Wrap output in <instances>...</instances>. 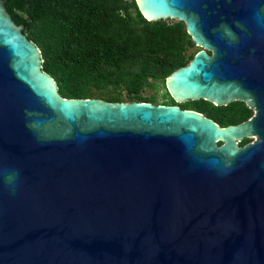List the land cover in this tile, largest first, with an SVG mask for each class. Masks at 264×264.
Instances as JSON below:
<instances>
[{
    "label": "water",
    "instance_id": "1",
    "mask_svg": "<svg viewBox=\"0 0 264 264\" xmlns=\"http://www.w3.org/2000/svg\"><path fill=\"white\" fill-rule=\"evenodd\" d=\"M6 1L0 264H264V0H134L200 48L165 79L175 103L252 110L225 127L177 106L62 97Z\"/></svg>",
    "mask_w": 264,
    "mask_h": 264
},
{
    "label": "trees",
    "instance_id": "2",
    "mask_svg": "<svg viewBox=\"0 0 264 264\" xmlns=\"http://www.w3.org/2000/svg\"><path fill=\"white\" fill-rule=\"evenodd\" d=\"M5 8L40 49L42 70L68 99L174 106L165 79L200 50L182 22H149L134 0H7ZM147 91L155 93L144 95ZM223 108L238 114L222 126L253 114L242 102Z\"/></svg>",
    "mask_w": 264,
    "mask_h": 264
},
{
    "label": "flooded vegetation",
    "instance_id": "3",
    "mask_svg": "<svg viewBox=\"0 0 264 264\" xmlns=\"http://www.w3.org/2000/svg\"><path fill=\"white\" fill-rule=\"evenodd\" d=\"M197 101H185V102L177 103L174 106H177L181 110H188V111L199 113L203 115L204 117L211 119L212 121H214L217 125L221 127H225V126H222L220 122L227 120L232 115L238 114L236 112L230 114L229 112L225 111V109L223 108L224 106H215L209 102L203 103V102H197ZM187 103L189 104L186 105ZM251 116L249 118H251ZM253 140H254L253 137H244L242 140L236 141L237 147L238 148L243 147L246 144L251 143ZM220 145L221 143H217V146H220Z\"/></svg>",
    "mask_w": 264,
    "mask_h": 264
},
{
    "label": "rangeland",
    "instance_id": "4",
    "mask_svg": "<svg viewBox=\"0 0 264 264\" xmlns=\"http://www.w3.org/2000/svg\"><path fill=\"white\" fill-rule=\"evenodd\" d=\"M169 21H172V20H169ZM154 93H155L154 91H147V92H144L143 94L144 95H150V94H154ZM161 93H162V91H159L158 93H156L158 99H160Z\"/></svg>",
    "mask_w": 264,
    "mask_h": 264
}]
</instances>
